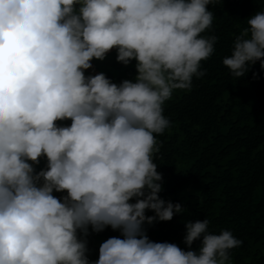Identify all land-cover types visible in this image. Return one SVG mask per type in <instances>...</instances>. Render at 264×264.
I'll use <instances>...</instances> for the list:
<instances>
[{"label": "trees", "instance_id": "obj_1", "mask_svg": "<svg viewBox=\"0 0 264 264\" xmlns=\"http://www.w3.org/2000/svg\"><path fill=\"white\" fill-rule=\"evenodd\" d=\"M11 1L0 0V16ZM88 1L23 0L0 36V144L22 107L55 131L69 118L59 150L76 191L132 183L140 163L152 219L128 232L121 204L93 200L81 218L56 220L47 235L56 250L45 258L37 250L46 238L42 219L0 212V264H185L193 251L222 264H264V0H168L177 29L161 33L158 57L170 92L139 75L129 48L110 53L101 75L91 71L104 61L108 37L100 32L132 2ZM31 25L59 38L30 34ZM65 44L70 54L53 63ZM40 84L48 93L30 92ZM120 104L133 108L109 130L98 114ZM82 134L130 149L91 175ZM100 238L127 243L138 262L97 245Z\"/></svg>", "mask_w": 264, "mask_h": 264}, {"label": "rangeland", "instance_id": "obj_2", "mask_svg": "<svg viewBox=\"0 0 264 264\" xmlns=\"http://www.w3.org/2000/svg\"><path fill=\"white\" fill-rule=\"evenodd\" d=\"M92 1L84 3L88 6ZM132 5L124 9L121 16L111 20L106 33L108 41L101 55L103 62L95 65L91 71L102 73L105 59L118 47L129 48L139 60V75L147 78L159 92H170L171 84L163 75L162 61L158 57L160 49L159 37L165 31L174 32L177 29L168 17V0H130ZM38 34L43 38L55 41L59 36L40 30L36 26H26L25 31ZM77 46V44H76ZM69 45H61L55 52L53 63H57L63 53L68 52ZM64 61V60H63ZM82 72H80L79 79ZM89 75V74H88ZM70 77L74 74L70 72ZM56 87L63 94L66 83L58 78ZM48 84L30 85V92L43 95L48 93ZM84 108L95 110L94 106L84 99ZM131 104H120L108 111L98 114L109 130H112V120L115 116L124 115ZM8 127V138L0 144V212H13L18 216L31 212L42 219L45 227V239L37 250L45 257H49L55 250L52 243H48L47 235L54 227L56 220L61 218H81L93 200L103 201L110 197L124 208L120 221V228L126 231L144 228L150 221L146 212V201L151 192V186L139 180L142 167L135 164L132 183L108 182L99 187H90L82 193L74 188V181L69 177V170L63 159L61 148L69 118L60 117V128L53 130L52 124L41 121L43 115L36 117L31 109L24 107L13 113ZM35 123V124H34ZM53 130V132H52ZM85 143L83 153L89 154L91 175L105 162L118 154L119 150L127 152L130 147L118 145L109 146L94 142L87 136H81ZM93 168V169H91ZM139 216L145 217V222H138ZM95 243L102 248L119 255H129L138 262V253L127 243L121 244L113 238L96 239ZM185 264H222L214 259L205 258L199 251L188 255ZM229 264V263H228Z\"/></svg>", "mask_w": 264, "mask_h": 264}, {"label": "water", "instance_id": "obj_3", "mask_svg": "<svg viewBox=\"0 0 264 264\" xmlns=\"http://www.w3.org/2000/svg\"><path fill=\"white\" fill-rule=\"evenodd\" d=\"M23 0H12L3 15L0 16V36L10 28L12 20L16 17Z\"/></svg>", "mask_w": 264, "mask_h": 264}]
</instances>
